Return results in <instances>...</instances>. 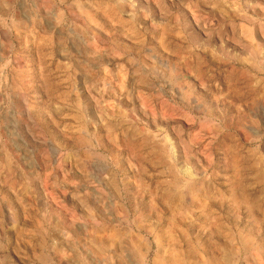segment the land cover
Wrapping results in <instances>:
<instances>
[{"label": "rangeland", "instance_id": "rangeland-1", "mask_svg": "<svg viewBox=\"0 0 264 264\" xmlns=\"http://www.w3.org/2000/svg\"><path fill=\"white\" fill-rule=\"evenodd\" d=\"M0 264H264V0H0Z\"/></svg>", "mask_w": 264, "mask_h": 264}]
</instances>
